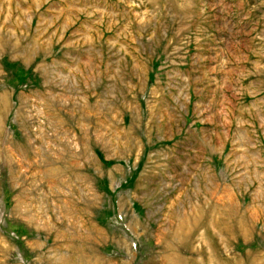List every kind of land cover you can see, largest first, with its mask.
Instances as JSON below:
<instances>
[{"label":"rangeland","instance_id":"obj_1","mask_svg":"<svg viewBox=\"0 0 264 264\" xmlns=\"http://www.w3.org/2000/svg\"><path fill=\"white\" fill-rule=\"evenodd\" d=\"M0 264H264V0H0Z\"/></svg>","mask_w":264,"mask_h":264}]
</instances>
